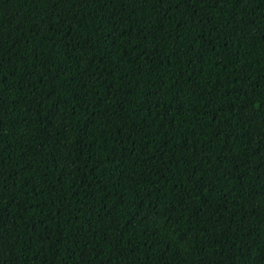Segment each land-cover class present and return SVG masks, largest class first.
I'll use <instances>...</instances> for the list:
<instances>
[{
	"label": "trees",
	"instance_id": "trees-1",
	"mask_svg": "<svg viewBox=\"0 0 264 264\" xmlns=\"http://www.w3.org/2000/svg\"><path fill=\"white\" fill-rule=\"evenodd\" d=\"M0 264H264V0H0Z\"/></svg>",
	"mask_w": 264,
	"mask_h": 264
}]
</instances>
